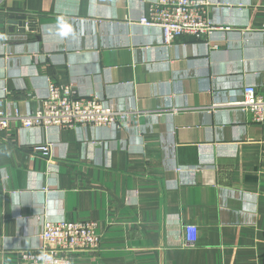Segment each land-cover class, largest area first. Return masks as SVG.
<instances>
[{
	"label": "crops",
	"instance_id": "crops-1",
	"mask_svg": "<svg viewBox=\"0 0 264 264\" xmlns=\"http://www.w3.org/2000/svg\"><path fill=\"white\" fill-rule=\"evenodd\" d=\"M153 1L0 0L6 113L40 108L53 81L133 115L0 130V264H21L46 219L95 221L72 264H264V124L231 104L264 93V0H202L215 29L169 45L140 22Z\"/></svg>",
	"mask_w": 264,
	"mask_h": 264
},
{
	"label": "built area",
	"instance_id": "built-area-1",
	"mask_svg": "<svg viewBox=\"0 0 264 264\" xmlns=\"http://www.w3.org/2000/svg\"><path fill=\"white\" fill-rule=\"evenodd\" d=\"M144 25L157 26L163 41L171 44L183 35H205L215 27L206 18L205 2L202 0H155L149 5V14L142 17ZM233 106L247 112L253 122L264 124V93L246 85L241 89V98L232 101ZM5 99L0 98V130L9 121L18 120L22 128L50 127L74 128L76 126L127 125L131 112L105 106L96 96H80L71 85L48 84L47 95L41 107L32 113L23 114L18 108L11 113L4 111ZM33 153L50 155V144L33 147ZM184 242L192 245L196 241V228L187 225ZM95 221H51L45 220L39 234L40 243L36 249L20 250L21 264H72V257L78 251L95 248L98 236Z\"/></svg>",
	"mask_w": 264,
	"mask_h": 264
},
{
	"label": "water",
	"instance_id": "water-1",
	"mask_svg": "<svg viewBox=\"0 0 264 264\" xmlns=\"http://www.w3.org/2000/svg\"><path fill=\"white\" fill-rule=\"evenodd\" d=\"M27 21H30L29 18L26 19L25 17L23 16H20V15H17V16H12L9 20V23L11 26H15V25H18L20 28L21 31L24 30V28L26 27V23ZM30 27V25L28 26Z\"/></svg>",
	"mask_w": 264,
	"mask_h": 264
}]
</instances>
